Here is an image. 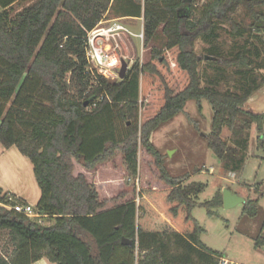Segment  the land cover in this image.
<instances>
[{"label":"trees","instance_id":"trees-1","mask_svg":"<svg viewBox=\"0 0 264 264\" xmlns=\"http://www.w3.org/2000/svg\"><path fill=\"white\" fill-rule=\"evenodd\" d=\"M21 1L0 0V141L31 160L42 195L36 216L0 204V233L15 247L9 257L0 252V264L43 258L56 264H219L224 254L203 241L205 228L193 210L222 206L223 191L199 202L207 184L173 176L152 136L189 100L202 109L207 99L214 115L206 138L225 171L243 172L253 127L264 159V112L248 106L264 86V75L253 67L261 56L264 68L262 50L248 41L252 36L264 43V0H31L15 12ZM240 8L248 26L236 17ZM111 9L143 16L149 47L148 60L137 61L119 80L88 70V32ZM217 25L248 38L235 55L215 45L207 54L214 57L210 64L242 75L241 91L202 84L195 43L215 41ZM225 128L232 144L223 138ZM141 147L154 159L165 188H134L132 198L107 207L110 200L87 174L75 172L76 163L95 171L120 152L130 186L140 172ZM129 194L123 190L112 201ZM1 200L15 203L7 194ZM258 202L248 199L244 210L257 215ZM44 217L53 222L42 223ZM255 245H264V224Z\"/></svg>","mask_w":264,"mask_h":264},{"label":"rangeland","instance_id":"rangeland-1","mask_svg":"<svg viewBox=\"0 0 264 264\" xmlns=\"http://www.w3.org/2000/svg\"><path fill=\"white\" fill-rule=\"evenodd\" d=\"M143 1V0H139ZM203 1V0H202ZM31 3V0H23L14 6L15 12L20 11L24 6ZM0 11L2 8L0 7ZM116 11L111 9L104 16L103 21L108 25L111 21L120 20L129 26L134 33H140L144 28V19L125 20L116 15ZM245 15L244 8H240L236 17L248 26L250 19H243ZM216 31L219 37L215 41H208L199 38L195 43V51L202 58L200 60L199 71L202 78V84L207 85L212 82L218 84L222 90L232 89L241 91L245 86V80L242 75L237 74L235 68L223 69L215 64H210L203 57L208 54L212 46H217L218 52L227 56L235 55L241 46L247 45L246 42H254L261 50L264 56V43L258 41L252 36L235 37L231 32L230 25H217ZM264 39V34H263ZM149 47L145 45L144 38L121 35L118 39L116 50L128 63V71L139 61L145 62L149 58ZM261 56L254 60L255 72L264 75V68L260 67ZM91 69L94 71H91ZM88 70L92 74H100L91 67L89 63ZM121 71V70H120ZM102 75V74H101ZM104 76V75H103ZM111 80L122 79L114 74L105 76ZM249 108L264 112V86L258 89L249 101ZM214 110L211 103L202 100V109L199 108L196 100H189L185 111L175 116L173 119L162 124L152 136L154 144L165 155L166 165L173 176L184 177L186 183L201 181L207 184V188L199 195V202H205L213 199L218 190L223 192L231 189L234 194L245 198V201L234 204L231 207L222 206L212 208L198 205L194 210V216L204 226L205 232L202 234L203 241L212 249L221 251L234 261L242 264H264V247L255 246V237L261 231L264 223V200L258 206L257 215L248 214L244 208L250 198L264 196V160L262 150L258 148L257 129L253 127L250 130V148L248 158L241 174L231 175L234 182L225 178V169L222 161L208 145L206 135L212 130ZM223 138L229 144L233 143V136L228 128L224 129ZM140 172L137 178L131 179V184H127L129 178L123 155L118 152L113 161L101 164L95 171L86 170L81 164L76 163V174L85 172L89 180L95 185L103 199H109L107 207H111L121 201L132 198L134 188L138 191L146 186L162 188L165 183L160 180V172L154 164V159L147 151L141 147L139 150ZM262 163V164H261ZM261 164V165H260ZM238 180L244 184L260 183L261 193L256 190H250L248 185L238 184ZM129 190L130 194L122 200L116 202L112 199L123 190ZM1 201V200H0ZM42 223L51 224V220L44 217ZM15 247L9 241L6 232L0 233V252L3 255L10 256ZM47 264H53L46 259ZM34 264H43L35 262Z\"/></svg>","mask_w":264,"mask_h":264},{"label":"crops","instance_id":"crops-1","mask_svg":"<svg viewBox=\"0 0 264 264\" xmlns=\"http://www.w3.org/2000/svg\"><path fill=\"white\" fill-rule=\"evenodd\" d=\"M116 15L121 18H124L125 20L144 19L143 16L137 17V16H124L121 14H116ZM250 144H249V148H250ZM258 157L263 159L262 158L263 155L262 156L260 155ZM225 173H227L225 174L226 175L225 178L226 179L228 178V180L230 179V181L232 182H234V179H231L232 177L231 175L232 174L233 176L238 175V173L228 172V171H225ZM240 183H242V181L238 180V184ZM257 184H260V183H252V184H247L246 182L244 184L242 183V185H248L251 191L256 190L260 192L261 191L260 189H263V188H261V186ZM162 188H165V187H162ZM221 189L223 191V187ZM0 190H1L0 200L4 194H7L8 200L15 202L14 204L16 203L30 204L34 207L37 205L42 195V191L36 180L34 165L31 162V160L27 156L23 155L17 146L6 148L1 143V141H0ZM232 193L234 192L232 191ZM262 195H264V192L262 193ZM261 198L262 200H264V196H260V197L258 196V197H254L250 199H259V202H258V206H259L261 202ZM1 202L3 204H8V205L10 204L7 202H3L2 200ZM11 205L13 204L11 203ZM42 220H45V219H41V222ZM260 247H264V245ZM46 259L47 258H43L42 260L38 262H43V264H47ZM53 264H56V263H53Z\"/></svg>","mask_w":264,"mask_h":264},{"label":"built area","instance_id":"built-area-1","mask_svg":"<svg viewBox=\"0 0 264 264\" xmlns=\"http://www.w3.org/2000/svg\"><path fill=\"white\" fill-rule=\"evenodd\" d=\"M121 35L126 37L136 36L144 38V28L140 33H134L128 25L120 20L111 21L110 24L106 21H101L95 28L88 32V49L87 58L92 68L97 70L100 74L108 76L114 74L120 77V70L122 68L123 57L120 56L116 50L118 39ZM91 71H93L91 69ZM94 72V71H93ZM7 207H13L17 212L29 216H36L35 207L30 204H3ZM219 264H242L234 261L226 255L219 257Z\"/></svg>","mask_w":264,"mask_h":264},{"label":"water","instance_id":"water-1","mask_svg":"<svg viewBox=\"0 0 264 264\" xmlns=\"http://www.w3.org/2000/svg\"><path fill=\"white\" fill-rule=\"evenodd\" d=\"M214 57L209 56V55H205V59L209 60V59H213ZM128 71V63L126 61H123L122 63V68L120 71V77L123 79L126 75ZM245 201L244 197H241L240 195L234 194L232 193V191L228 188H226L223 192V203L226 207H231L234 204H237L239 202H243ZM123 243L124 244H130L131 240L127 239V238H123Z\"/></svg>","mask_w":264,"mask_h":264}]
</instances>
